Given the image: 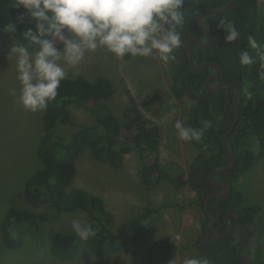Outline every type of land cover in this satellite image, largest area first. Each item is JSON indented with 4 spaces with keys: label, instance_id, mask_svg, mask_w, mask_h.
<instances>
[{
    "label": "trees",
    "instance_id": "obj_1",
    "mask_svg": "<svg viewBox=\"0 0 264 264\" xmlns=\"http://www.w3.org/2000/svg\"><path fill=\"white\" fill-rule=\"evenodd\" d=\"M229 1L185 0V24L179 29L182 36L208 40L197 27L196 17L201 12L223 8ZM12 3L13 0H0V35L5 28L9 30V25L15 24L17 31H10L11 34L19 42L26 44L21 32L29 27L34 30V21L28 23L25 10L13 7ZM21 16L24 17L23 22H20ZM225 17L233 20L240 31V39L236 42L227 43L224 40L226 33L217 27L218 21ZM202 24L213 35V44L204 46L190 40H182V44L192 49L197 65L214 63L219 67L218 75L210 83L211 87L222 82H232L241 89L238 99L239 121L228 141L235 156V164L230 172L213 176L214 180L228 185L229 194L212 200L208 208L216 219L217 228L225 222L232 210L239 215L248 235V244L242 255L251 256V264H264L262 248L258 243L262 229L257 224V216L262 207L250 202L240 185V180L264 156V79L257 75L259 59L247 42V37L254 35L264 45V18L260 17V0H235L227 12L207 15L202 19ZM243 50H248L253 55L257 60L255 65H239L238 56ZM174 55V60L164 63L169 69L171 93L180 102H190L182 122L185 126L195 128L200 127L201 120L212 123V128L205 133L201 142H189L195 156L189 162L185 176H172L162 168L158 153L161 128L151 122L142 110L128 107L124 112V121L118 119L108 104L115 93V86L104 76L89 80L83 75L68 73L61 83L56 100L43 114V135L37 154L44 167L27 181L26 189L33 199L43 200L47 208L55 209L58 213L82 211L88 216L96 235L87 240V248L100 259L91 264H114L107 260L135 242L149 237L153 228L152 218L165 206L146 207L143 212L114 227L115 217L102 197L83 188L69 190L77 175V160L87 149L98 162L115 169L123 166L127 154H135L141 165L139 175L142 185L148 190L166 181L176 189L188 186L196 193L195 204L204 215L198 239L193 244L182 247L170 241L157 242L149 250V264H169L180 251L187 249L190 250L188 256L196 254L207 257L211 264H246V260L238 256L244 234L236 217L230 220L217 239H212L208 231L211 219L203 209L209 196L222 192V187L212 183L209 175L230 163L223 142L236 116L234 98L237 90L224 86L217 91H209L206 81L215 68L209 67L203 71L193 69L188 52L180 47ZM124 60L130 61L132 57L126 56ZM249 92L253 94L251 99ZM165 102L158 93L148 94L144 98L148 109ZM70 107L87 112L95 123H76ZM59 126L76 128L68 141H63L56 135ZM52 217L45 213L9 207L0 222L4 246L17 250L23 245L11 231L14 225H37L50 221ZM79 239L74 232L54 233L50 245L51 254L60 261L73 260L79 252Z\"/></svg>",
    "mask_w": 264,
    "mask_h": 264
},
{
    "label": "rangeland",
    "instance_id": "obj_2",
    "mask_svg": "<svg viewBox=\"0 0 264 264\" xmlns=\"http://www.w3.org/2000/svg\"><path fill=\"white\" fill-rule=\"evenodd\" d=\"M260 17L264 18V0H260ZM12 43L22 44L5 28L0 35V222L6 210L12 206L22 211L45 213L54 217L37 225H14L11 231L23 243L17 250L7 249L0 235V264H91L100 259L89 251L87 240L79 239V252L70 261H60L50 251L54 233H72V221L79 220L90 224L88 216L82 211L58 213L55 209L47 208L43 200L33 199L26 189L27 181L44 167L37 148L43 135L45 111H26L9 95V89L19 90L15 57H8ZM34 50L30 48V51ZM168 71V65L156 55L125 61L116 59L103 48L87 54L78 66L68 69L69 74H80L89 80H95L98 76L110 79L115 86V93L108 104L121 122L124 121L125 110L136 107L151 122L160 126L162 135L159 160L167 173L179 177L186 175L188 164L195 156L190 143L180 140L174 129L176 120L183 121L184 112L190 102H180L173 96L169 89ZM151 93L160 94L166 102L151 109L146 108L144 98ZM69 110L76 123H95L87 112L75 107H70ZM75 130L72 126H59L55 133L63 141H68ZM76 166L77 175L69 190L83 188L102 197L115 217L114 227L143 212L146 207L165 206L152 218L150 236L110 257L107 260L109 262L147 264L149 250L154 244L172 240L180 245L184 241L183 237L193 230L192 222L196 215L202 217L203 223L204 215L195 204L197 199H192L193 194L187 188L176 189L166 181L151 190L142 185L139 175L141 165L135 154H127L123 166L115 169L98 162L87 149L77 160ZM240 185L249 201L262 207L257 216V224L262 229L258 243L264 257V156L240 180ZM188 203L191 208H188ZM185 213L187 224L181 229L179 223ZM189 253V250L180 251L174 260L175 264H184Z\"/></svg>",
    "mask_w": 264,
    "mask_h": 264
},
{
    "label": "clouds",
    "instance_id": "obj_3",
    "mask_svg": "<svg viewBox=\"0 0 264 264\" xmlns=\"http://www.w3.org/2000/svg\"><path fill=\"white\" fill-rule=\"evenodd\" d=\"M184 4L185 0H13V7L27 13L28 23L34 21V30L29 27L21 32L26 44L12 43L9 48L8 57H15L19 82V90L11 88L9 95L26 111H46L56 100L68 69L100 48L118 60L154 55L165 63L174 60V52L182 44L179 29L185 24ZM23 20L21 16L20 22ZM217 27L226 33L227 43L240 39L233 20L222 18ZM9 31L16 32V25H9ZM247 42L259 59L257 75L264 79V45L254 35H249ZM238 63L252 66L257 60L243 50ZM248 95L251 99L253 94ZM211 128L209 120H201L199 128L185 126L180 120L174 124L184 142H201ZM72 231L81 240L96 235L90 224L79 220L72 221ZM169 264L175 261L171 259ZM184 264L211 262L207 257L193 256Z\"/></svg>",
    "mask_w": 264,
    "mask_h": 264
},
{
    "label": "water",
    "instance_id": "obj_4",
    "mask_svg": "<svg viewBox=\"0 0 264 264\" xmlns=\"http://www.w3.org/2000/svg\"><path fill=\"white\" fill-rule=\"evenodd\" d=\"M234 2H235V0H230L229 3L225 7L218 8V9H211V10H207V11L201 12L196 17V25H197V27L208 37V40H204V39H201V38H198V37H190V36H182V40H190V41L199 42V43H201L204 46H209V45L213 44V42H214L213 35L203 26L202 19L205 16H207V15H219V14L227 12L233 6ZM180 48L185 49L188 52L189 62H190V65H191V67L193 69L198 70V71H203V70H206L209 67H214L215 68L214 73L206 81V88L209 91L214 92V91H217L221 87H224V86H230V87H233V88H235L237 90L236 96L234 98V106H235V109H236V116H235L234 122H233L230 130L226 134V136L224 138V142H223L224 149H225L227 155L230 158V163L225 168L217 169V170L213 171L212 173H210V175H209V179H210V181L212 183L222 187V192L221 193H216V194H213V195L209 196L207 198V200L205 201L204 205H203V209H204V212L211 219V224H210V227H209L208 231H209V235H210V237L212 239H217L220 236L221 231L228 225L230 220L233 217H236L240 227L242 228L243 234H244L243 243H242V245L240 246V248L238 250V256H239V258H241L243 260H246V264H251V256L242 255V252H243L244 248L248 244V235H247L246 229L244 228V226L242 224V220H241L240 216L237 215L232 210L229 213V215L227 216L225 222L221 226H219L217 228L216 219H215L214 215L210 212V210L208 208V205H209V203L212 200H214L216 198H224V197H226L229 194L228 185L226 183H224V182L214 180L213 176L216 175V174H222V173L230 172L232 170L234 164H235V156L233 155V153L231 152V150H230V148L228 146V141H229L230 136L232 135V133L236 129L238 121H239L240 110H239V107H238V99H239V97L241 95V89L235 83H232V82H222V83H219V84L211 87L210 83L218 75L219 67L216 64H214V63H208V64H204V65H197L195 63V60H194V55H193L192 49L190 47H188L187 45H183V44H181Z\"/></svg>",
    "mask_w": 264,
    "mask_h": 264
},
{
    "label": "crops",
    "instance_id": "obj_5",
    "mask_svg": "<svg viewBox=\"0 0 264 264\" xmlns=\"http://www.w3.org/2000/svg\"><path fill=\"white\" fill-rule=\"evenodd\" d=\"M185 188H187V190H189V191H191L190 189H189V187L188 186H185ZM192 192V191H191ZM192 194H193V197H192V199L194 200V201H196V199H197V195H196V193H194V192H192ZM194 201H192V202H194ZM189 202H191V201H189ZM188 208H191L190 206H189V203H188ZM167 207V206H166ZM197 207V206H196ZM196 207H194V209H196ZM174 216V215H173ZM186 217H187V214L185 213L184 214V216H183V218H182V220H180V228L181 229H183V227H185L186 226V224H187V219H186ZM173 218V217H172ZM196 223H198V225L196 224ZM192 224H194V226L192 227L193 228V230H191L190 231V233L189 234H186V236L185 237H183L184 238V241H181L180 242V245H179V243L178 242H174V241H172V240H170V242H174L178 247H182V246H184V245H190V244H193L197 239H198V236H199V232H200V230H201V225H202V217L201 216H199V215H196L195 216V219H194V222H192ZM183 240V239H182ZM183 243V244H182ZM188 250V249H187ZM187 250H184V251H187ZM190 251V250H189ZM147 264H149V263H147Z\"/></svg>",
    "mask_w": 264,
    "mask_h": 264
}]
</instances>
